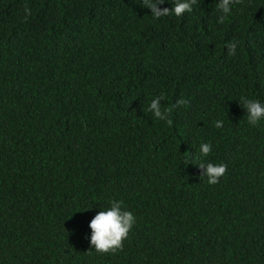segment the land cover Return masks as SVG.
<instances>
[{
    "label": "trees",
    "instance_id": "trees-1",
    "mask_svg": "<svg viewBox=\"0 0 264 264\" xmlns=\"http://www.w3.org/2000/svg\"><path fill=\"white\" fill-rule=\"evenodd\" d=\"M218 3L0 0V264H264V119L239 103L264 104V0ZM157 96L188 102L171 126ZM113 200L135 223L102 254Z\"/></svg>",
    "mask_w": 264,
    "mask_h": 264
},
{
    "label": "clouds",
    "instance_id": "clouds-1",
    "mask_svg": "<svg viewBox=\"0 0 264 264\" xmlns=\"http://www.w3.org/2000/svg\"><path fill=\"white\" fill-rule=\"evenodd\" d=\"M239 3L240 0H219L217 9L224 13L218 20L219 23H223L225 17L230 13V5L232 3ZM165 3V0H142V7L151 10V15L155 19H159L164 16H168L174 13L177 17L182 16L185 12H192V5L197 3V0H173V8L167 7L160 8L158 5ZM26 13L30 12V9L25 8ZM227 47L230 50L229 54L234 53L236 45L229 43ZM165 98L163 96H157L151 100L148 107V111H151L159 120H165L169 126L172 125V120L169 119V115L173 109L177 106L186 105L188 102L179 99L175 105L162 110L161 101ZM241 107L246 109L248 122L255 126L261 119H264V104L259 100L249 99L247 97H241L239 101ZM216 127L222 126V121L215 122ZM211 152V145L204 143L200 145V153L202 156H208ZM198 167L205 169L202 176L208 178L210 185H215L219 182L227 171V165L214 164L211 162L197 163ZM122 201L113 200L110 202V206L107 209L99 210L91 219L88 227L91 229V247L98 253L107 254L110 252H116L123 247V241L127 238L130 229L135 223V216L131 211L124 210L122 208ZM90 209V208H89Z\"/></svg>",
    "mask_w": 264,
    "mask_h": 264
}]
</instances>
